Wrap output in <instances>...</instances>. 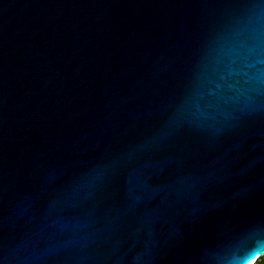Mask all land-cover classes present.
Masks as SVG:
<instances>
[{
	"label": "water",
	"instance_id": "obj_1",
	"mask_svg": "<svg viewBox=\"0 0 264 264\" xmlns=\"http://www.w3.org/2000/svg\"><path fill=\"white\" fill-rule=\"evenodd\" d=\"M261 250L264 0H0V264Z\"/></svg>",
	"mask_w": 264,
	"mask_h": 264
},
{
	"label": "clouds",
	"instance_id": "obj_2",
	"mask_svg": "<svg viewBox=\"0 0 264 264\" xmlns=\"http://www.w3.org/2000/svg\"><path fill=\"white\" fill-rule=\"evenodd\" d=\"M264 251V250H261ZM256 253H252L251 255H246V260L243 262V264H247V261L255 259Z\"/></svg>",
	"mask_w": 264,
	"mask_h": 264
},
{
	"label": "built area",
	"instance_id": "obj_3",
	"mask_svg": "<svg viewBox=\"0 0 264 264\" xmlns=\"http://www.w3.org/2000/svg\"><path fill=\"white\" fill-rule=\"evenodd\" d=\"M253 264H264V254L259 256Z\"/></svg>",
	"mask_w": 264,
	"mask_h": 264
},
{
	"label": "bare ground",
	"instance_id": "obj_4",
	"mask_svg": "<svg viewBox=\"0 0 264 264\" xmlns=\"http://www.w3.org/2000/svg\"><path fill=\"white\" fill-rule=\"evenodd\" d=\"M255 261V260H254ZM254 261L252 262V263H250V264H253L254 263Z\"/></svg>",
	"mask_w": 264,
	"mask_h": 264
}]
</instances>
